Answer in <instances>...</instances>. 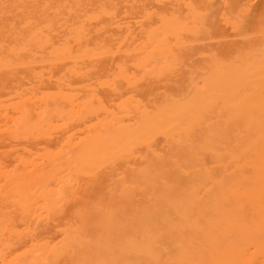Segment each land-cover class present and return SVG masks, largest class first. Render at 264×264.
Segmentation results:
<instances>
[{"label":"bare ground","instance_id":"1","mask_svg":"<svg viewBox=\"0 0 264 264\" xmlns=\"http://www.w3.org/2000/svg\"><path fill=\"white\" fill-rule=\"evenodd\" d=\"M250 1L0 0V264H264Z\"/></svg>","mask_w":264,"mask_h":264},{"label":"rangeland","instance_id":"2","mask_svg":"<svg viewBox=\"0 0 264 264\" xmlns=\"http://www.w3.org/2000/svg\"><path fill=\"white\" fill-rule=\"evenodd\" d=\"M250 3H252V5H251V7H253V8H258V7H261V6H263V4H264V0H251L250 1ZM263 3V4H262ZM254 4V5H253ZM261 5V6H260ZM224 26H226V25H224ZM226 27H228V26H226ZM228 29H230V28H228ZM228 29H226L225 28V30L227 31V33H228V35L230 36V38H232V39H234L235 37H233V31L232 30H229V32H228ZM231 31V32H230ZM235 34V33H234Z\"/></svg>","mask_w":264,"mask_h":264}]
</instances>
